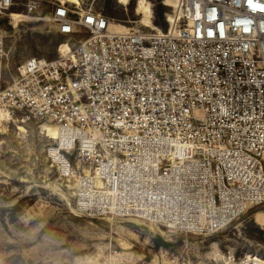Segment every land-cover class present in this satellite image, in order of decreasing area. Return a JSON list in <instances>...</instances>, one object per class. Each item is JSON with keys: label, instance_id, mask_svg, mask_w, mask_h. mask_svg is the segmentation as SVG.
<instances>
[{"label": "built area", "instance_id": "built-area-1", "mask_svg": "<svg viewBox=\"0 0 264 264\" xmlns=\"http://www.w3.org/2000/svg\"><path fill=\"white\" fill-rule=\"evenodd\" d=\"M14 4L0 0V14ZM42 6L24 3L28 14ZM168 6L166 28L116 29L99 10L57 1L43 18L67 39L10 83L0 76V128L60 129L46 158L79 213L211 235L264 203V0Z\"/></svg>", "mask_w": 264, "mask_h": 264}, {"label": "rangeland", "instance_id": "rangeland-1", "mask_svg": "<svg viewBox=\"0 0 264 264\" xmlns=\"http://www.w3.org/2000/svg\"><path fill=\"white\" fill-rule=\"evenodd\" d=\"M14 1L10 11L0 14L2 84L18 76V66L28 57L56 56L67 39L43 18L58 0H42V9L32 14L25 11L26 0ZM61 1L99 10L122 28L152 29L137 11L139 0ZM143 1L153 11L155 26L166 28L173 1ZM18 124L0 128V264H212L229 252L264 256V236L248 233L250 223L264 230L256 221L264 203L211 235L169 233L138 219L79 213L72 191L46 158L56 139L41 127L44 123Z\"/></svg>", "mask_w": 264, "mask_h": 264}, {"label": "bare ground", "instance_id": "bare-ground-1", "mask_svg": "<svg viewBox=\"0 0 264 264\" xmlns=\"http://www.w3.org/2000/svg\"><path fill=\"white\" fill-rule=\"evenodd\" d=\"M172 1H173V4H174L175 3V0H172ZM63 2H65V1H63ZM74 4H76V3H74ZM136 8H137V11L140 14H142V22L145 24V26L151 27L152 29H157L158 28L152 22L153 11H152V9H151V7H150V5L148 3L144 2L143 0H139L137 2V7ZM13 14H14V12L12 11L11 12V15H13ZM115 28L116 29H119V28L124 29V28L120 27L119 24H117V23L115 24ZM41 127L44 128L46 131L51 132V135H52V138L53 139L60 138V129L55 124L44 123ZM87 172H88V170H87ZM138 221H140V220H138ZM256 221L258 223L264 225V212L263 211H259L256 214ZM217 252H218V249H216V253ZM223 257H224V255L222 254L220 256V259H222Z\"/></svg>", "mask_w": 264, "mask_h": 264}, {"label": "trees", "instance_id": "trees-1", "mask_svg": "<svg viewBox=\"0 0 264 264\" xmlns=\"http://www.w3.org/2000/svg\"><path fill=\"white\" fill-rule=\"evenodd\" d=\"M248 233L251 236H255L256 238H261V239L264 236V230L261 229L256 223H250L249 224Z\"/></svg>", "mask_w": 264, "mask_h": 264}, {"label": "snow or ice", "instance_id": "snow-or-ice-1", "mask_svg": "<svg viewBox=\"0 0 264 264\" xmlns=\"http://www.w3.org/2000/svg\"><path fill=\"white\" fill-rule=\"evenodd\" d=\"M211 34V33H210Z\"/></svg>", "mask_w": 264, "mask_h": 264}]
</instances>
